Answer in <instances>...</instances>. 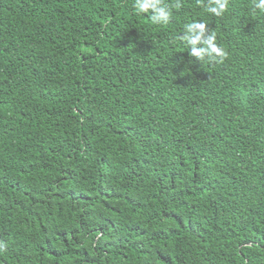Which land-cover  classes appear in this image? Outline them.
Returning <instances> with one entry per match:
<instances>
[{"label":"trees","instance_id":"trees-1","mask_svg":"<svg viewBox=\"0 0 264 264\" xmlns=\"http://www.w3.org/2000/svg\"><path fill=\"white\" fill-rule=\"evenodd\" d=\"M254 3L153 25L134 0H0V264H264ZM193 20L223 62L189 55Z\"/></svg>","mask_w":264,"mask_h":264},{"label":"clouds","instance_id":"clouds-1","mask_svg":"<svg viewBox=\"0 0 264 264\" xmlns=\"http://www.w3.org/2000/svg\"><path fill=\"white\" fill-rule=\"evenodd\" d=\"M182 0L169 6L164 0H134L133 8L138 14H149L153 25H167L173 16L172 9H180ZM229 8V0H207L205 10L216 17L223 16ZM254 8L264 12V0H255ZM180 41L188 48L191 57L208 62H223L227 51L217 43V33L204 22L193 20L184 25ZM3 245H0L2 248Z\"/></svg>","mask_w":264,"mask_h":264}]
</instances>
